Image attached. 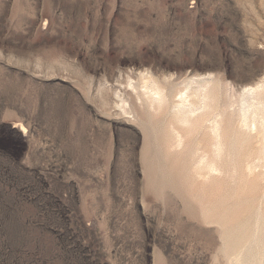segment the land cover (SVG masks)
Wrapping results in <instances>:
<instances>
[{
  "label": "rangeland",
  "instance_id": "rangeland-1",
  "mask_svg": "<svg viewBox=\"0 0 264 264\" xmlns=\"http://www.w3.org/2000/svg\"><path fill=\"white\" fill-rule=\"evenodd\" d=\"M256 84L264 0H0V264H264Z\"/></svg>",
  "mask_w": 264,
  "mask_h": 264
},
{
  "label": "bare ground",
  "instance_id": "bare-ground-1",
  "mask_svg": "<svg viewBox=\"0 0 264 264\" xmlns=\"http://www.w3.org/2000/svg\"><path fill=\"white\" fill-rule=\"evenodd\" d=\"M207 80V79H206ZM145 82V81H144ZM151 82V81H150ZM149 83V82H148ZM146 84V83H145ZM154 84H155V82H154ZM151 85V84H150ZM153 85V84H152ZM150 86V87H153V86ZM257 85V84H256ZM254 85L255 87H244L242 90L244 91V92H246L250 97V101L248 100V99H244V103H243V106L241 107L242 109H240L241 110V112L239 113V114H241V116H240V122L239 123H241L240 124V126L241 125H243L244 127H245V129H246V135L248 136V137H252V138H255V141H259V142H261L262 144H263V146H264V105H263V101L264 100H261V99H259L258 98V100H254L255 99V96L257 97V96H263V94H260V95H258L259 93H261L262 91H260V90H262L261 89V87L259 86V85ZM145 86H147V85H145ZM149 86V85H148ZM155 86V85H154ZM204 86V85H203ZM244 86V85H243ZM156 87H157V85H156ZM156 87H154V88H149V87H147V88H149V90H151L152 91V96H151V100L152 101H157L158 102V104H159V102H162L163 101V97H162V93H161V90L160 89H158V88H156ZM263 87H264V85H263ZM163 91V90H162ZM242 91V92H243ZM150 94V93H149ZM150 94V95H151ZM164 94V93H163ZM206 94V93H205ZM167 95V94H166ZM184 96V95H183ZM181 94H180V96L178 97L179 99V101L178 102H174L175 104H173L174 105V107L173 108H175V111L176 112H180L181 111V113H183V114H181V115H183L182 116V118L181 119H179L178 120V122H180L181 121V123H185V125L187 124V122H189V116L191 115L192 116V114H194L195 113V111L197 110L196 109V107H194L193 105H192V103H188V106L186 105L185 106V99H184V97H183ZM260 96V97H261ZM165 97V96H164ZM186 97V96H185ZM206 97V96H205ZM264 97V96H263ZM168 98V97H167ZM253 98V99H252ZM149 99V100H150ZM200 99L201 98H199V99H197V100H199L198 102H200ZM148 100V99H147ZM196 100V101H197ZM202 100H203V95H202ZM202 100H201V102H202ZM204 100H205V98H204ZM242 100H243V98H242ZM152 101H150L151 103L150 104H152L153 102ZM188 101V100H187ZM196 101H194V102H196ZM170 102V101H169ZM189 102V101H188ZM193 102V101H192ZM205 102V101H204ZM204 102H202V104L204 103ZM206 102H207V99H206ZM243 102V101H242ZM187 103V102H186ZM154 104V103H153ZM156 104V103H155ZM189 104H191V105H189ZM199 104H201V103H199ZM201 104V105H202ZM206 104V103H205ZM195 105H198V103H196ZM204 105V104H203ZM202 105V107H204V109L206 108L205 107V105L203 106ZM241 105V104H240ZM263 105V106H262ZM151 106V105H150ZM261 106V107H260ZM170 107V106H169ZM186 107V109H184ZM202 107L200 108L201 110H203L202 109ZM182 109H184V111H182ZM199 109V108H198ZM172 112H173V110H172ZM175 112V113H176ZM197 112H198V110H197ZM215 112V114H216V112H217V110L216 111H214ZM174 113V112H173ZM174 113V114H175ZM177 113V114H178ZM218 113V112H217ZM171 114V113H170ZM176 114V115H177ZM214 114V113H213ZM172 115V114H171ZM178 115H180V114H178ZM177 115V116H178ZM211 115V114H210ZM173 116H175V115H173ZM217 116V115H216ZM201 117V116H200ZM202 117H203V115H202ZM214 117H215V115H214ZM213 117V115H212V119L210 118L209 120H211V123L213 122V126H212V134L214 135V141H213V143H212V155L211 156H208V155H205V157L203 158V156H202V161H205L201 166H203V165H205V167H206V170L209 172V173H214V172H216L217 171V168H216V166L214 165V160H213V158H215V157H219L220 155H221V152H222V142H221V139H220V134H219V127H218V124H217V120L215 119ZM218 117V120H219V116H217ZM179 118V117H178ZM239 121V120H238ZM207 122H209V121H207ZM209 124H210V122H209ZM184 126V125H183ZM172 127V126H171ZM189 127V126H188ZM243 127V128H244ZM242 128V127H241ZM172 130H173V128H172ZM244 130V129H243ZM211 131V130H210ZM190 132V131H189ZM211 134V135H212ZM175 141H176V143L175 144H177V145H179L180 143H181V141H182V135L179 133V131H175ZM256 144V143H255ZM181 145V144H180ZM258 145V144H257ZM264 147H262V149H263ZM200 149V148H199ZM198 150V149H197ZM196 150V151H197ZM203 152V151H202ZM193 153H195V151L193 152ZM204 153V152H203ZM207 154V153H206ZM193 155V154H192ZM196 155V154H195ZM200 155V154H199ZM204 155V154H203ZM207 156V157H206ZM199 157V156H198ZM250 157V156H249ZM216 158V159H217ZM248 158V157H247ZM204 159V160H203ZM246 159V158H245ZM196 160V159H195ZM201 160L199 161L200 163H201ZM249 161V160H248ZM196 162V161H195ZM260 162H264V149L260 152V154L259 155H257L256 157H255V159L253 158V159H251L248 163H247V169H248V171L249 172H251L253 169H254V167H256L257 165H258V163H260ZM197 164H199L198 163V161H197ZM196 167V166H195ZM204 167V166H203ZM199 168V167H198ZM202 169V168H201ZM256 170H257V168H255ZM259 169V168H258ZM252 174V173H251ZM208 176V175H207ZM264 176V175H263ZM209 177V176H208ZM200 178V177H199Z\"/></svg>",
  "mask_w": 264,
  "mask_h": 264
}]
</instances>
